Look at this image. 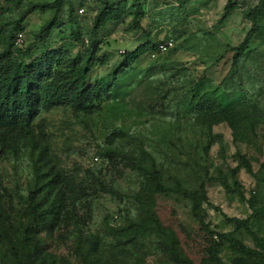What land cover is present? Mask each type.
Listing matches in <instances>:
<instances>
[{
    "label": "rangeland",
    "instance_id": "obj_1",
    "mask_svg": "<svg viewBox=\"0 0 264 264\" xmlns=\"http://www.w3.org/2000/svg\"><path fill=\"white\" fill-rule=\"evenodd\" d=\"M54 1L0 0V53L57 52L53 68L91 59L110 86L79 104L39 101L28 125L0 130V264H233L231 239L261 250L264 11L223 82L262 0H144L96 34L107 0H63L45 27Z\"/></svg>",
    "mask_w": 264,
    "mask_h": 264
},
{
    "label": "trees",
    "instance_id": "obj_2",
    "mask_svg": "<svg viewBox=\"0 0 264 264\" xmlns=\"http://www.w3.org/2000/svg\"><path fill=\"white\" fill-rule=\"evenodd\" d=\"M143 1L119 0L115 3L107 0L95 19L94 34L104 28L108 22L119 20L124 15L127 7L135 17H138L142 12ZM62 5L63 0H55L49 4V6L55 8V14L45 27H49L56 22ZM235 7L236 4L233 3L228 5L225 10L226 16ZM263 11L264 0H262L261 9L250 12L254 27L248 33L246 39L238 46L230 48L234 58L231 69L223 82L226 87H229V80L231 82L242 71L243 59L249 52L252 39L263 32L262 26L257 20ZM73 35L77 36L78 33L73 30ZM156 47L157 44H155L154 49ZM143 49L144 47L133 52H126L127 62L130 63ZM12 54L8 49L0 53V130L13 131L28 125L33 118L36 104L39 101L49 105L63 101L79 104L92 97L100 96L101 90L110 86L107 78H93L94 69L91 59L80 62L77 59L62 61L57 58L56 67L53 68L48 66V63L53 59L55 60L57 52H48L33 63L13 61ZM95 55V52H93L92 58ZM3 62L11 63V67L7 68L2 64ZM221 111L225 114V117L228 116L229 111ZM162 189L172 190L164 186ZM230 243L243 254L235 258L233 264H249V259H255L256 264H264V239L260 244L261 250L250 248L236 239H231Z\"/></svg>",
    "mask_w": 264,
    "mask_h": 264
},
{
    "label": "built area",
    "instance_id": "obj_3",
    "mask_svg": "<svg viewBox=\"0 0 264 264\" xmlns=\"http://www.w3.org/2000/svg\"><path fill=\"white\" fill-rule=\"evenodd\" d=\"M19 40H23V34H19ZM175 47V40L173 38H168L165 41L159 42L157 44L156 49L153 52V55L155 56L156 54H166L170 50H172Z\"/></svg>",
    "mask_w": 264,
    "mask_h": 264
}]
</instances>
